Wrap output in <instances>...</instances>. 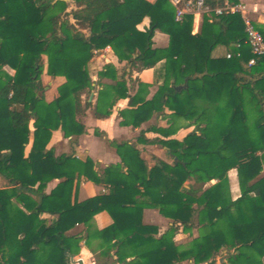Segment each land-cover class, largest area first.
<instances>
[{"label": "trees", "instance_id": "1", "mask_svg": "<svg viewBox=\"0 0 264 264\" xmlns=\"http://www.w3.org/2000/svg\"><path fill=\"white\" fill-rule=\"evenodd\" d=\"M204 1L210 8L224 2ZM171 9L150 0H0V176L11 185L0 188V264H71L82 240L89 245L93 238L101 240L100 256L112 260L106 264H264V57L249 65L253 55L239 14L205 13L193 34L194 16L176 21ZM144 19L149 27L141 30ZM158 30L169 36L165 48L154 47ZM107 47L125 69L118 74L107 64L94 81L89 63ZM219 47L231 57L216 56ZM44 57L47 74L65 80L52 101L41 81ZM161 62L159 88L149 99L152 85L133 74ZM122 99L129 105L119 112L121 126L140 128L156 114L168 116L169 128L149 129L164 138L149 140L142 131L137 142L158 144L171 163L153 158L151 166L129 141L107 140L121 162L104 168L47 149L54 131L81 136L88 109L105 119ZM238 114L254 155L243 167L230 133ZM178 122L194 127L181 140L172 138ZM78 175L107 192L71 204ZM53 180L60 182L46 193ZM146 209L172 224L160 234L144 223ZM104 211L112 225L93 229ZM77 225L86 227L84 237L68 235ZM180 229H197L198 236L179 245ZM224 253L226 261L217 263Z\"/></svg>", "mask_w": 264, "mask_h": 264}, {"label": "crops", "instance_id": "2", "mask_svg": "<svg viewBox=\"0 0 264 264\" xmlns=\"http://www.w3.org/2000/svg\"><path fill=\"white\" fill-rule=\"evenodd\" d=\"M155 3L157 6L169 11L171 13V7L166 5L163 0H150ZM238 3L245 5L249 17L252 19L254 25L260 28L264 32V0H238ZM74 8V4H70V9ZM202 24V15H195L193 19V30L192 33H199ZM149 27V19H144L143 22L139 25V29L144 30ZM154 47L165 48L169 44V36L166 33L155 32L154 38ZM216 56H225L229 54L225 47H219L216 50ZM107 64H112L117 70L118 74L125 69L126 63L120 62L110 47L105 48L104 50L95 54L92 60L89 63V72L94 81L97 80L98 73L103 69ZM162 62L159 63L155 68L144 70L141 73H134L133 79L139 78L142 82L151 84L150 94L148 98L150 99L157 92L159 84L156 83L161 75ZM6 70L13 74L14 72L11 69L6 68ZM41 81L44 86V97L47 101H52L58 95V87L64 83V78L57 77L52 78L47 74V59L44 57V70L41 76ZM93 95V96H92ZM89 102L95 104L97 99V94L93 93ZM129 100L122 99L119 100L110 117L105 119H98L95 117L92 109H88L85 112V115L82 117V123L86 129V133L81 136H73L70 138H65L61 130L54 131L52 138L47 146L48 150H53L56 157L61 155L65 156H75L78 159H84L86 157L91 158L96 164L97 167H108L110 165L119 164L121 162L120 157L114 152V150L108 145L107 140L115 141L117 143H122L129 141L141 152V157L146 160L151 166L152 159L158 158L160 160L171 163L172 161L168 157L166 151L161 148L158 144L154 143H138L137 140L140 137L141 132L145 133V137L149 140L156 138H164L161 134L149 130L150 127L157 128H169L170 120L168 116H163L162 114L154 115L150 121L142 124L140 128H132L130 126H121V118L119 117V112L128 108ZM170 111L165 110V115H169ZM178 130L172 136V138H177L179 140L186 137L190 134L194 127H189L185 122H178ZM230 133L233 139V148L236 153L238 164L240 167H243L250 163L253 159V153L250 146L249 138L246 132V129L242 125L240 115H236L230 127ZM198 145L206 146V140H199ZM31 145L26 149V153L30 151ZM236 170H231L228 173L230 180L231 192L234 199L239 196V186ZM264 174V172H263ZM193 181V180H192ZM191 183L193 184V182ZM59 180H53L48 183L46 188V193H50L52 189L56 187L59 183ZM215 184V181H212L210 184L205 186V189L210 185ZM11 185L0 176V188H8ZM238 189V194L236 193ZM106 188L102 186L95 185L91 181L84 179L82 176L78 175L75 177L71 193H70V203L76 204L82 202L88 198L95 197L99 194L106 193ZM42 217L54 222L57 217L50 214H42ZM93 229L103 230L112 225L113 220L107 212H100L94 217L93 220ZM144 223L149 225L157 226L159 233L162 234L167 228L172 224L170 219H167L159 214L155 209H146L144 211ZM194 229L193 231H196ZM192 231V232H193ZM198 231V230H197ZM86 234V227L84 225H77L73 230H71L68 235H77L84 237ZM188 237L192 234H187L180 229L177 236ZM185 236V237H187ZM198 236V235H197ZM194 234L195 238L197 237ZM177 238V237H176ZM101 243L100 239L93 238L90 240L89 245L86 242V239L82 240V247L80 253L72 258L71 264H78V261H82L83 264H106L112 262L110 258L100 256L101 249L99 247ZM188 243V242H187ZM186 243V244H187ZM180 245V244H179ZM185 245V243H182ZM226 256L225 253L223 256H220L216 259L217 263L225 262ZM189 262H183L181 264H188Z\"/></svg>", "mask_w": 264, "mask_h": 264}, {"label": "built area", "instance_id": "3", "mask_svg": "<svg viewBox=\"0 0 264 264\" xmlns=\"http://www.w3.org/2000/svg\"><path fill=\"white\" fill-rule=\"evenodd\" d=\"M175 7V20L181 21L186 14L203 15L211 14L221 16L223 14H239L244 22L245 31L247 34V44L250 46L253 58L249 60V65H253L256 58L264 57V36L256 28L252 19L247 13L245 5L237 3L233 4L229 0H224L223 5L210 8L206 6L204 0H169ZM230 54L227 58H230Z\"/></svg>", "mask_w": 264, "mask_h": 264}, {"label": "rangeland", "instance_id": "4", "mask_svg": "<svg viewBox=\"0 0 264 264\" xmlns=\"http://www.w3.org/2000/svg\"><path fill=\"white\" fill-rule=\"evenodd\" d=\"M158 33H163V32H161L160 30H158ZM177 125H179V123H175V126H177ZM237 175V174H236ZM191 181L192 180H189L187 183H186V186H190V185H192V183H191ZM193 182V181H192ZM238 186H239V184H238ZM235 191H237L236 193L238 194V189L237 190H234V193H235ZM194 234L197 236L198 235V231L196 230V231H193L192 232V236H190V237H188L186 234L184 235V236H177V238H176V243L177 244H180V245H182V243H187V242H189L190 240H191V238L192 237H194ZM185 236H187V237H185Z\"/></svg>", "mask_w": 264, "mask_h": 264}, {"label": "water", "instance_id": "5", "mask_svg": "<svg viewBox=\"0 0 264 264\" xmlns=\"http://www.w3.org/2000/svg\"><path fill=\"white\" fill-rule=\"evenodd\" d=\"M181 88H182V86H179V87H177V90H180ZM92 96H93V95H92ZM92 96H91V97H92ZM78 264H83V263H82V261H78Z\"/></svg>", "mask_w": 264, "mask_h": 264}]
</instances>
